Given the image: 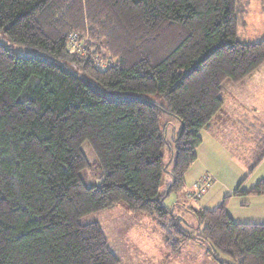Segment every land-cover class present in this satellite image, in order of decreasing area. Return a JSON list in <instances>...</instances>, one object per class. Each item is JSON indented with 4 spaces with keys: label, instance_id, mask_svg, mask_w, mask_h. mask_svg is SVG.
Listing matches in <instances>:
<instances>
[{
    "label": "trees",
    "instance_id": "16d2710c",
    "mask_svg": "<svg viewBox=\"0 0 264 264\" xmlns=\"http://www.w3.org/2000/svg\"><path fill=\"white\" fill-rule=\"evenodd\" d=\"M239 3L0 0V264H118L100 225L80 222L118 203L152 218L172 253L200 239L221 264H264V223L235 222L222 202L184 206L192 226L164 205L225 84L264 65V38H238ZM85 142L102 169L91 185ZM235 193L264 194V180Z\"/></svg>",
    "mask_w": 264,
    "mask_h": 264
},
{
    "label": "rangeland",
    "instance_id": "374dc122",
    "mask_svg": "<svg viewBox=\"0 0 264 264\" xmlns=\"http://www.w3.org/2000/svg\"><path fill=\"white\" fill-rule=\"evenodd\" d=\"M238 15L241 18L239 40L254 42L264 38V0H240ZM2 39L8 43L5 36ZM75 46H80V42L77 41ZM15 48L22 54L32 53V49L27 47ZM235 84L232 82L225 84L227 92ZM226 93L223 92L224 111H228L227 104L230 105L232 101L227 100ZM237 118L241 122L233 125L234 128L226 124V122L233 123L227 120L228 115L220 114L214 119L212 127L201 134L203 142L198 151L199 159L187 172L184 190L190 191L186 193L188 201L182 197L185 193L182 190L179 193L172 192L164 202L167 208L174 210L175 215L192 226H197V221L184 206L196 204L199 207L214 209L222 202L225 203L227 212L235 222L264 223V194L244 196L235 193L238 189L249 190L264 180V159L257 167L251 169L256 159L250 155L257 157L259 149L257 150L258 147L255 145L264 148V143L259 140L258 144H253L247 139L244 140L245 144H242L243 141L235 142L233 145L239 143L238 146H241L239 151L242 159H237L230 148L224 147L219 141L224 133H228L229 137L232 136L230 132L235 131L234 134L238 136L241 135L237 133L238 130H242L244 133L256 135L259 130L264 132V127L254 126L251 124L252 119L245 122L243 118L238 116ZM178 127L177 124L176 129ZM168 130L170 139L173 131L172 128ZM82 148L92 167L84 170L81 176L86 184H95L102 169L90 144L85 142ZM263 151L261 150L259 154L261 155ZM166 152L167 154L171 152L169 147L165 149V154ZM236 152L239 154L238 151ZM167 154L168 161L170 158ZM202 171L206 172L201 176ZM206 180L209 181V185L205 187L204 192L200 196L193 195V184ZM172 181V175L166 172L160 187L161 192H164ZM80 222L82 224L97 222L100 225L110 249L119 258L118 264H221L218 257L210 250L209 244L200 239L188 240L183 243L178 253H172L166 246L165 234L160 226L145 214L132 212L124 203L83 216ZM184 222L182 223L185 224ZM219 257L227 262L231 261L223 254H219Z\"/></svg>",
    "mask_w": 264,
    "mask_h": 264
},
{
    "label": "crops",
    "instance_id": "0c3cea01",
    "mask_svg": "<svg viewBox=\"0 0 264 264\" xmlns=\"http://www.w3.org/2000/svg\"><path fill=\"white\" fill-rule=\"evenodd\" d=\"M223 92L226 93L227 89L225 88L223 90ZM226 94H228L227 100H230V99L232 100L230 105L227 104L228 111H224V109H225V101H224V105H223L222 110L220 111L219 114H217V116L214 119H217V117L220 114L226 113L228 115L227 120L233 121V123L226 122V124L229 126L234 127L233 125L241 122L240 119L237 118V116H238L240 118H243L245 122H248L249 120L252 119L251 124H254V126H257L259 128L264 127V65L261 66L259 69H257V71H255L253 74L248 76L246 79H244L240 83L232 85V87L229 89V92H227ZM214 119L212 120L210 128L213 125ZM245 124L246 123H244V125ZM210 128L204 129V130H209ZM203 131L201 132V134L203 133ZM230 133L232 136L228 137L227 136L228 133H224L223 137L221 139H219V141L221 142V144H223L224 147L230 148L231 153L237 159H242L241 153L239 151V148L241 146H238L239 143L233 145L235 142L243 141L242 144H245L244 140L247 139V140H250L251 143L253 142V144H258L259 140L264 143V132L261 130H259L256 135L251 134L249 132L244 133L242 130H240V131L238 130L237 133L241 134L238 136L236 134H234V133H236L235 131L230 132ZM201 137H202V135H201ZM259 137H261V138H259ZM202 142H203V139H202ZM202 142H201V144H202ZM201 144L197 148V160L195 162H197L199 159L198 151H199ZM255 146L258 147L257 150L259 149L257 151L258 152L257 157H258V156H260L259 152H261V150L263 151L264 148H260L258 145H255ZM236 151H238L239 154ZM250 155H252L253 158L257 159V157H255L253 154H250ZM263 159H264V157H262L260 163L263 161ZM205 172L206 171H202L200 173V175L201 174L203 175ZM187 174L188 173H186V178L188 177ZM195 183H197V182H195ZM195 183L193 184V187H194ZM193 187H192V190H194ZM184 191H185V193L182 195V197L187 200L186 193L188 194L190 191L189 192H187L186 190H184ZM194 206H196L197 208H200L199 205L195 204ZM201 208H203V207H201ZM141 214H143V213H141ZM146 217H147V215H146Z\"/></svg>",
    "mask_w": 264,
    "mask_h": 264
},
{
    "label": "built area",
    "instance_id": "2783aa9c",
    "mask_svg": "<svg viewBox=\"0 0 264 264\" xmlns=\"http://www.w3.org/2000/svg\"><path fill=\"white\" fill-rule=\"evenodd\" d=\"M207 185H209V181H207V180L195 183L193 195L200 196L204 192L205 187Z\"/></svg>",
    "mask_w": 264,
    "mask_h": 264
},
{
    "label": "clouds",
    "instance_id": "9594fccd",
    "mask_svg": "<svg viewBox=\"0 0 264 264\" xmlns=\"http://www.w3.org/2000/svg\"><path fill=\"white\" fill-rule=\"evenodd\" d=\"M71 42L73 43L74 42V37L71 35Z\"/></svg>",
    "mask_w": 264,
    "mask_h": 264
}]
</instances>
